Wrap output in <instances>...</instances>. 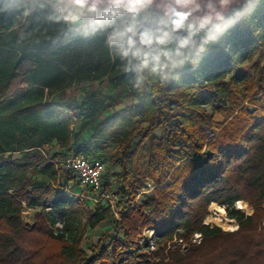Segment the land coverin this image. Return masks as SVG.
Wrapping results in <instances>:
<instances>
[{"label": "trees", "instance_id": "trees-1", "mask_svg": "<svg viewBox=\"0 0 264 264\" xmlns=\"http://www.w3.org/2000/svg\"><path fill=\"white\" fill-rule=\"evenodd\" d=\"M86 5L95 10L71 25L59 0H0V264H264V62L244 67L264 45V0L195 26L185 47L170 36V56L163 43L140 44L147 31L167 32L165 12ZM139 7V25L127 15L101 23ZM133 41L142 48L140 65ZM27 60L32 67L21 71ZM18 78L22 86L10 93ZM94 81L124 87L134 102L103 117L93 88L78 105L54 99ZM87 127L98 144H117L108 163L87 139L72 145ZM73 153L108 164L103 182L118 215L103 192L85 186L95 207L76 194L84 185L63 163ZM112 166L118 170L110 175ZM150 181L155 187L146 191ZM212 203L239 228L206 223ZM25 209L37 210L32 227ZM108 219L121 235L102 232L87 251L88 229Z\"/></svg>", "mask_w": 264, "mask_h": 264}, {"label": "rangeland", "instance_id": "rangeland-1", "mask_svg": "<svg viewBox=\"0 0 264 264\" xmlns=\"http://www.w3.org/2000/svg\"><path fill=\"white\" fill-rule=\"evenodd\" d=\"M61 3L64 4L65 10L69 13L70 15V20H71V25H75L76 23L82 21L86 17H88L90 13V8L91 6L85 5L83 8H80L76 6L75 4L72 3V0H59ZM238 5L237 3H226V4H220V5H200V4H193V5H187V4H178V5H173V4H161V5H153L155 9H157L160 12H169L170 14H167L165 27L167 29V33L170 34V36H175L179 35L181 36L180 43L183 47L187 46V42L185 40V37L187 39H190V35L192 30H194V27L198 26L201 28H205L206 26L210 25V20L216 19L220 17L223 13L231 9L233 6ZM177 10H182L186 11L187 15H183L180 17L176 12ZM145 11V7H139L130 11H126L123 13H116L111 16H108L105 20H102L101 23L104 25H111L116 22H118L123 15L130 16L132 21L135 22V24L139 25L140 20V13ZM192 11H206L207 15H203L204 17L200 18H194L192 17L191 13ZM210 12L211 14L209 15ZM93 13V12H92ZM172 15V16H171ZM195 16V15H193ZM72 17H78L77 19H72ZM175 18L174 20H170L171 18ZM207 20L208 22L205 23H200L201 21ZM224 21V20H223ZM222 21V22H223ZM135 33V30H132ZM171 38V37H170ZM142 41V40H141ZM185 41V42H184ZM142 46H145L144 43L140 42ZM140 44L136 42H132V48L136 53L138 52L139 55L134 57V61H136L139 65L142 64V56H140L141 51L140 49L141 46ZM161 51L163 52L164 55L170 56L174 55L176 52V48L174 45L170 43L168 40L166 43H163V47H161ZM264 62V45L262 46L261 51L258 53V55L255 57V59L252 62H249L245 64V69L249 71H253L254 67L259 64ZM21 71H24L23 69ZM20 79H15L12 88L14 89L17 85H19ZM98 85V90H96V86L92 85L86 86V88L89 87V89H94L96 91H99L101 95L98 96V98H94L93 102H95V105L98 107L104 106L105 110L103 112V117L109 116L110 114L114 113L115 110L123 109L127 105L131 104L134 102V99L132 97H129L127 93L124 91V87H110V83L108 81H104L102 83L97 84ZM85 87V86H84ZM73 93L69 96L76 97L77 94H80V91L78 88H75L72 90ZM71 91V92H72ZM69 92V93H71ZM114 95V98H109L110 94ZM67 97L68 94H65ZM103 96L104 99L103 101L101 100V97ZM54 99H58V95L54 97ZM116 100V101H114ZM103 103L102 106H100ZM216 120L218 121H223V118L221 116L216 115L215 116ZM97 122V119L95 120ZM88 130H85L83 133V136L86 137V139L89 141V150L93 153H99L105 160L106 163L109 162L110 158L114 155V153L117 150V144L113 141H108L104 145H100L97 143L95 138L90 134V127ZM93 128V127H92ZM91 128V129H92ZM132 128V127H131ZM217 132L218 130L215 129ZM53 149V148H52ZM108 165V164H107ZM118 170L117 166H112L110 167L109 174L112 175L114 172ZM63 182V181H62ZM64 182H66L64 180ZM76 194L79 196H83L88 205L91 207H95V203L97 201L96 195L92 193L87 187H80L77 186L75 188ZM95 195V196H94ZM240 202L242 207L240 206ZM236 203V206L238 208H241L245 211H247L248 214L253 213V208L248 205V203L244 201H240ZM211 214L207 217L206 221L214 224V225H219L221 226L224 230L228 231H234L239 228L238 221L236 219L230 218L228 215V212L224 209V207L218 205L217 203H212L211 207ZM37 210L34 209H25L24 210V222L28 227H32L35 223V214ZM264 224V220H263ZM105 231H111V237L116 236V235H121V230L118 229L117 223L115 222L114 219H108L106 221H103L99 226H97L94 229H88L84 241L82 243V246L89 251L90 247L92 244L96 243L98 241V238L100 237L102 232ZM153 235V232H150L149 230L145 234V238H151ZM195 239H199L198 235H195ZM252 239L259 240V236L253 235ZM145 240V239H143Z\"/></svg>", "mask_w": 264, "mask_h": 264}, {"label": "built area", "instance_id": "built-area-1", "mask_svg": "<svg viewBox=\"0 0 264 264\" xmlns=\"http://www.w3.org/2000/svg\"><path fill=\"white\" fill-rule=\"evenodd\" d=\"M209 135H211L210 131ZM63 163L67 169L74 171L80 177L82 185L92 187L98 194L103 192L102 198H106L112 203L115 214L118 215L115 194L113 192H105L103 176L106 172L107 164L102 159L90 157L85 153H73L68 155ZM154 187V183L150 181L146 191H151ZM206 223L209 222L206 221ZM196 235L200 237L199 233Z\"/></svg>", "mask_w": 264, "mask_h": 264}, {"label": "flooded vegetation", "instance_id": "flooded-vegetation-1", "mask_svg": "<svg viewBox=\"0 0 264 264\" xmlns=\"http://www.w3.org/2000/svg\"><path fill=\"white\" fill-rule=\"evenodd\" d=\"M247 0H145V2L141 5H161V4H173V5H178V4H187V5H193V4H200V5H220V4H226V3H237V4H242L245 3ZM88 2H103V3H124V4H130V0H88ZM234 7V6H233ZM176 14H178L180 17L183 15H187V12L182 11V10H177ZM164 12V11H163ZM166 14H170L169 12L165 11ZM192 14V17H204L203 15H207L206 11H192L188 12ZM209 15L211 14L208 12ZM195 15V16H193ZM172 16V15H171Z\"/></svg>", "mask_w": 264, "mask_h": 264}, {"label": "crops", "instance_id": "crops-1", "mask_svg": "<svg viewBox=\"0 0 264 264\" xmlns=\"http://www.w3.org/2000/svg\"><path fill=\"white\" fill-rule=\"evenodd\" d=\"M82 21L76 23L75 25H78ZM32 65H33V60H27L26 62H24L22 64L21 70L23 69L25 71V70L29 69L30 67H32ZM14 81H13V83H14ZM13 83H12V86H13ZM99 83H101V82L100 81H94V82H82V83H79V84H75V85L69 87L68 89H66L63 93L58 94V99L57 100H60L63 103H70V104L78 105L86 97L85 92H86L87 89H89V87L86 88V86H90L91 87L92 85H95L96 86L95 89L98 90V85L97 84H99ZM12 86H11V89H10V93H13L18 87H20L22 85L19 83V85H17L14 89L12 88ZM75 88H78V90L80 91V94H77L76 97L69 96V95H71L73 93L72 90H74ZM69 92H71V93H69ZM65 94H68V96L66 97ZM85 139H86V137L83 136V133H78V135L75 136L72 145L73 146L74 145H79L82 142H84ZM55 149L58 150L59 147H57Z\"/></svg>", "mask_w": 264, "mask_h": 264}, {"label": "clouds", "instance_id": "clouds-1", "mask_svg": "<svg viewBox=\"0 0 264 264\" xmlns=\"http://www.w3.org/2000/svg\"><path fill=\"white\" fill-rule=\"evenodd\" d=\"M144 2H145V0H130V6H135L137 4H143ZM72 3L75 4L76 6L80 7V8H83L88 3V0H72ZM89 10L94 11L95 6L93 5L92 8H90ZM77 18L78 17H72V19H77ZM122 36H123V33L118 34V37L114 38L113 42H115V39H119ZM169 39H170V34L167 32H161L159 35H156V34L152 33L151 31H147L142 36V43L151 45L153 43V41H155L158 44H162V43H166ZM123 54L125 56H127L128 52L125 51ZM134 55H139V53L138 52L134 53ZM157 59H158V57H157ZM144 65L145 66L147 65V59L144 60ZM137 86H139V82H138Z\"/></svg>", "mask_w": 264, "mask_h": 264}, {"label": "bare ground", "instance_id": "bare-ground-1", "mask_svg": "<svg viewBox=\"0 0 264 264\" xmlns=\"http://www.w3.org/2000/svg\"><path fill=\"white\" fill-rule=\"evenodd\" d=\"M239 202H240V201H239ZM240 206L242 207L241 202H240Z\"/></svg>", "mask_w": 264, "mask_h": 264}]
</instances>
